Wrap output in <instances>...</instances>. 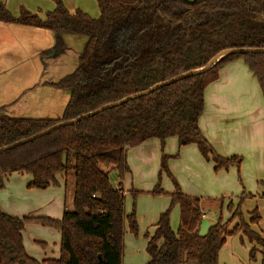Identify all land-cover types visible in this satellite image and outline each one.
Masks as SVG:
<instances>
[{
    "label": "trees",
    "instance_id": "1",
    "mask_svg": "<svg viewBox=\"0 0 264 264\" xmlns=\"http://www.w3.org/2000/svg\"><path fill=\"white\" fill-rule=\"evenodd\" d=\"M53 1L55 8L44 18L25 7L14 15L0 3V21L51 30L58 46L63 34L86 38L76 69L51 83L67 90L69 101L56 119L13 117L5 112L6 106L0 107V147L204 67L224 49L264 48V0H96L98 17L82 9L72 13L62 0ZM237 59L244 60L264 92V52L228 54L203 73L0 152V190L16 172L30 175L28 187L36 189L57 185L60 174L74 173L73 209H65L61 219L16 217L0 210V264H123L124 236L127 227L138 233L137 215L135 209L126 212L122 182L115 185L110 174L116 171L122 180L130 172L128 150L148 139L158 138L164 148L167 138L177 136L180 146L197 144L215 170L239 168L242 158L219 155L199 126L205 88L219 77L222 67ZM169 157L163 153L151 193L164 194L162 171L172 177L175 191L169 194L171 203L160 215L154 235H145L150 257L146 264H219L220 249L228 236L237 233L262 247L264 264V238L250 226L259 222V210L251 212L249 222L242 212L248 196L237 204L230 202L231 217L220 216L200 236L204 218L200 199L183 193L169 171ZM175 206L180 208L176 231L171 227ZM235 219L238 223L230 229ZM29 222L61 232L59 258L38 260L28 254L23 230ZM255 255L252 249L251 258Z\"/></svg>",
    "mask_w": 264,
    "mask_h": 264
},
{
    "label": "crops",
    "instance_id": "2",
    "mask_svg": "<svg viewBox=\"0 0 264 264\" xmlns=\"http://www.w3.org/2000/svg\"><path fill=\"white\" fill-rule=\"evenodd\" d=\"M64 2L72 13L82 9L89 14L82 5L72 4L69 0ZM0 3L14 15L19 14L21 7H26L38 12L41 18L45 17V11L55 8L52 0H0ZM69 37L71 35L63 34V44L58 46L51 30L0 21V107L6 106V113L11 112L13 115H9L13 117L56 119L58 110L61 112L60 108H63L64 111L70 94L51 83L65 76L59 74V67L62 55L66 56L65 44ZM77 64L75 62V69ZM199 126L219 155L241 157L240 167L215 170V164L205 159L197 144L180 146L177 136L167 138L164 148L158 138L148 139L128 150L130 172L122 180L118 179L116 171L110 174L115 185L122 182L126 212L135 209L140 229L146 230L145 235H154L160 215L171 203L169 194L175 191L172 177L162 171L160 181L164 194L151 193L158 183L165 153L172 156L167 161L170 173L184 194L200 199L201 211L211 224L214 221L207 215L209 206L227 208L230 202L237 204L240 197L247 195L242 206L244 218L249 222L251 212L258 209L261 218L250 226L264 238V92L243 59L222 67L219 77L205 88V106ZM176 154L178 156L173 157ZM31 180L30 175L19 172L7 177L5 187L0 190L2 212L16 217L61 219L65 209L73 208L74 184L72 201H67L66 193L69 174L58 175V184L46 189L29 188ZM134 190L140 193L135 196ZM227 213L226 220L232 215L230 211ZM237 223L238 219H235L229 228ZM229 238L235 243L232 256L240 264L239 254L243 250L240 242L247 251L244 259L248 263L263 264L260 245L237 233L228 236L224 246ZM23 239L28 254L38 260L60 257L61 232L56 228L29 222L23 230ZM148 240L146 238L145 250ZM252 249H256L255 260L257 256L259 259L254 263L249 260Z\"/></svg>",
    "mask_w": 264,
    "mask_h": 264
},
{
    "label": "rangeland",
    "instance_id": "3",
    "mask_svg": "<svg viewBox=\"0 0 264 264\" xmlns=\"http://www.w3.org/2000/svg\"><path fill=\"white\" fill-rule=\"evenodd\" d=\"M62 1L65 4L64 0H62ZM69 1L72 4H79V5H82L83 7L87 8L88 9L87 11L89 12V14L91 16L92 15L96 16L99 14V8H98V5L96 3V0H69ZM47 11H49V10H47ZM47 11H45V12H47ZM85 42H86L85 37H80V36H75V35H71V37H69V39L67 40V43L65 44L66 56L62 55L63 60L62 59L60 60V63H61L60 67H59V74L60 75H62V76L68 75L74 71L75 62L78 63V56L77 55L79 54V52H81ZM65 91L68 92L67 90H64V92ZM61 109H63V108H60L61 112H59V110H58V116L57 117H60L62 115L61 113L63 110H61ZM55 113H57V112H54V114ZM7 114L13 115L9 111L7 112ZM69 178H70V181L68 183V189L66 192L68 202L72 201L71 200L72 199V189H73V184H74V182H72L74 180V173L73 172L69 173ZM132 203H133V200L131 202V205H132ZM208 209H209V213H207V215L214 222L217 221L220 216H222L224 218V220H226V218L229 215L227 213V211H228L227 208H220V209L218 208L217 209V207H214L212 205V206H209ZM136 215H137V213H136ZM137 218H138V216H137ZM137 222H138V220H137ZM179 223H180V209L178 206H175L172 210V213H171V225H172L173 229L176 230L179 226ZM145 231L146 230L140 229L139 222H138V233L137 234L131 232L127 227L126 233L124 236L123 264H144L148 261L149 255L145 250V245H146V236L144 234ZM234 240H237V239H234ZM240 243H239V246L243 250H241V253L239 254L240 255L239 259H241L240 261L242 262V264H250L247 262V260H245L246 258L244 259V252H247V251H244L245 250L244 244L243 243L240 244ZM233 244H235V243H232L231 239L229 238L227 245H225L224 247L221 248V250H220L221 256L219 258V264H240L239 260L237 261L232 256ZM249 260H251V263L252 262L254 263L255 261H258L259 259H258V256H257L256 260L251 258V256H249Z\"/></svg>",
    "mask_w": 264,
    "mask_h": 264
},
{
    "label": "water",
    "instance_id": "4",
    "mask_svg": "<svg viewBox=\"0 0 264 264\" xmlns=\"http://www.w3.org/2000/svg\"><path fill=\"white\" fill-rule=\"evenodd\" d=\"M260 52H264V48L233 47V48L224 49V50L220 51L219 53H217L213 58H211V60L204 67H201V68H198V69L189 70L187 72H184L182 74L174 76L171 79H168V80L159 82L157 84H154L153 86H151L150 88H148L146 90H143L141 92L129 95V96H127V97H125V98H123V99H121L119 101L105 104V105L101 106L100 108H98L97 110L81 114L80 116L76 117L75 119L58 122L55 125L47 128L46 130H43V131H41L39 133H36V134H34V135H32V136H30L28 138H24V139H21L19 141H16V142L12 143V144L0 147V152L8 150V149H11V148L16 147L18 145L30 142V141H32L34 139H37L38 137H41V136H44V135L50 133L51 131H53L55 129H58L59 127L66 126V125H72V124L80 121L81 119H83V118H85L87 116L97 114V113H99V112H101V111H103V110H105L107 108L115 107V106L121 105L122 103H125L128 100H131V99H134V98H138L140 96H144V95L150 94L151 92L155 91L156 89H158L159 87H161L163 85H168V84L174 83L176 81H179L181 79H184V78L196 75V74L203 73V72L207 71L209 68H211L214 64H216V62L218 60H220L222 57H224L225 55H228V54L260 53ZM211 225H212L211 221L207 217L204 216L203 220L200 223L199 235L200 236L206 235L208 230H209V228L211 227Z\"/></svg>",
    "mask_w": 264,
    "mask_h": 264
},
{
    "label": "built area",
    "instance_id": "5",
    "mask_svg": "<svg viewBox=\"0 0 264 264\" xmlns=\"http://www.w3.org/2000/svg\"><path fill=\"white\" fill-rule=\"evenodd\" d=\"M204 216H206V214H204ZM179 264H205L203 262H187V261H182Z\"/></svg>",
    "mask_w": 264,
    "mask_h": 264
}]
</instances>
